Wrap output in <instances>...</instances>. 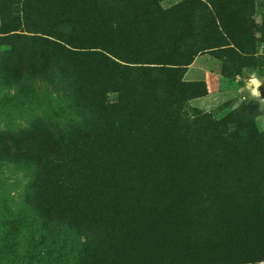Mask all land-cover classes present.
<instances>
[{
	"label": "trees",
	"instance_id": "1",
	"mask_svg": "<svg viewBox=\"0 0 264 264\" xmlns=\"http://www.w3.org/2000/svg\"><path fill=\"white\" fill-rule=\"evenodd\" d=\"M160 1L43 0L42 24L36 0H20L25 33L0 35L9 74L47 75L61 97L56 145L43 141L41 124L0 129V155L30 164L38 230L50 236L38 244L53 264L264 261L258 106L190 116L187 102L207 90L184 79L199 54L242 52L253 0ZM18 18L1 8V26ZM33 33L60 48L38 47ZM249 66L241 57L239 69ZM94 164L106 170L98 185L83 180Z\"/></svg>",
	"mask_w": 264,
	"mask_h": 264
},
{
	"label": "rangeland",
	"instance_id": "2",
	"mask_svg": "<svg viewBox=\"0 0 264 264\" xmlns=\"http://www.w3.org/2000/svg\"><path fill=\"white\" fill-rule=\"evenodd\" d=\"M19 1L0 0V10L3 7L8 13L16 12L19 15L17 20L4 26L0 22V35L9 34L13 29L25 33L26 25L24 26L21 18ZM51 1V6L57 7V0ZM66 1L70 4L74 0ZM96 1L99 6L111 7L113 4L112 0ZM180 1L161 0L159 6L167 9ZM253 3L254 10L249 14L250 21L244 28L243 44L246 47L242 52L199 54L188 65L184 79L202 81L207 90L204 96L187 102L190 116L193 113H208L212 119H220L240 106L247 109L252 105L258 106L253 116L254 127L264 132V104L257 99L258 96L264 98V0H253ZM35 9L41 23L46 24L43 19L49 15L48 6L43 0H36ZM33 35L36 45L45 50H58L61 46V42L51 36L41 33ZM8 49V46L0 43V52ZM244 52L248 55L245 56ZM241 57L250 64L247 68L257 70L261 76L258 80L254 79L256 74L244 72V67L239 69ZM89 62L87 60L81 63L86 66ZM8 70L9 64L6 60L0 61V72L6 73L4 79H0V129L16 132V128L20 126L41 124L43 141L56 145L57 142L54 141L59 140V136L57 128L53 127L54 108L60 105L58 98L61 97L51 86L49 76L34 80L21 79L19 76L12 77ZM117 95L109 92L107 97L114 101ZM129 115L130 113H125L119 116ZM47 131L51 133L48 134ZM105 171L102 166L94 164L83 180L86 179L93 185L101 184L106 179ZM31 176L30 164L23 163L12 155H0V264H53L51 253L45 246L38 244L43 237L49 240L50 236L38 230L36 215L40 212L33 205ZM257 264H264V261Z\"/></svg>",
	"mask_w": 264,
	"mask_h": 264
},
{
	"label": "crops",
	"instance_id": "3",
	"mask_svg": "<svg viewBox=\"0 0 264 264\" xmlns=\"http://www.w3.org/2000/svg\"><path fill=\"white\" fill-rule=\"evenodd\" d=\"M253 69V68H252ZM251 68H247V67H244V72H252V74H256V77L254 79L258 80L259 77H261L257 70L253 69L252 70ZM257 99L259 100V102L263 105L264 104V98H262L261 96H258Z\"/></svg>",
	"mask_w": 264,
	"mask_h": 264
}]
</instances>
